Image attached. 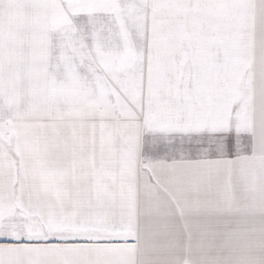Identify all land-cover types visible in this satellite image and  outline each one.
Instances as JSON below:
<instances>
[{
    "label": "snow or ice",
    "instance_id": "snow-or-ice-1",
    "mask_svg": "<svg viewBox=\"0 0 264 264\" xmlns=\"http://www.w3.org/2000/svg\"><path fill=\"white\" fill-rule=\"evenodd\" d=\"M0 264H264V0H0Z\"/></svg>",
    "mask_w": 264,
    "mask_h": 264
}]
</instances>
